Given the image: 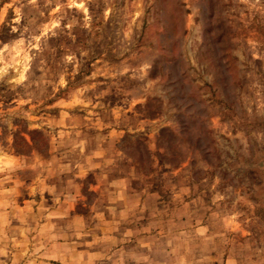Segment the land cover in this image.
Listing matches in <instances>:
<instances>
[{"label":"rangeland","instance_id":"1","mask_svg":"<svg viewBox=\"0 0 264 264\" xmlns=\"http://www.w3.org/2000/svg\"><path fill=\"white\" fill-rule=\"evenodd\" d=\"M0 264H264V0H0Z\"/></svg>","mask_w":264,"mask_h":264}]
</instances>
